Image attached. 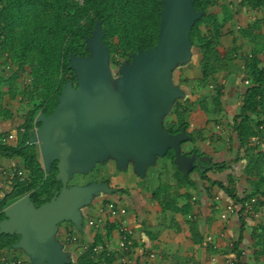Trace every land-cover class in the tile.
I'll use <instances>...</instances> for the list:
<instances>
[{"label":"trees","instance_id":"obj_1","mask_svg":"<svg viewBox=\"0 0 264 264\" xmlns=\"http://www.w3.org/2000/svg\"><path fill=\"white\" fill-rule=\"evenodd\" d=\"M235 1L241 8L264 9V0ZM233 3L234 0H196V10L205 12L195 22L191 30V40L199 55V90L207 86L214 87L217 82L215 79L227 74L232 61H245L239 111L226 122L227 128L233 130L237 140V155L230 161L214 162L211 159L202 163L205 166L195 165L186 178L174 163V150L169 149L163 158L171 159L176 184L163 181L155 188L151 197L152 201L159 203L161 212L188 215L192 240L197 244L206 245L207 249L214 253L219 252V249L214 250L206 241L207 236L204 237L196 220L202 203L198 202L199 207L196 210L195 202H192L186 192L188 199L179 206L178 198L181 194L175 185L197 190V182L191 175L197 173L211 188L217 187L235 204L243 203L250 196H257L256 209L261 210L264 206V17L252 19L237 29L239 10H234ZM162 8L163 0H85L83 4L76 0H0V117H3L4 121H11V128L17 129L16 138L9 142L5 141V138L10 131L0 132V156L19 159V166L16 167L25 170L24 179L0 185V220L5 217L4 209L21 197L30 194L31 200L39 206L49 201L62 187L61 181L56 177L57 162L53 164L50 173L43 166L34 128L40 126L36 121L40 112L49 115L56 109L58 97L66 82L72 80L77 83L76 74L69 67L71 53L78 56L89 55L87 39L92 36L96 24L100 22L105 32L104 40L109 47L111 63L120 65L131 61V55L139 49L145 50L156 45ZM227 34L234 37L235 46L222 53L224 37ZM241 37L253 44L250 52L243 53L239 50L237 42ZM8 63L11 65L9 73L6 68ZM246 79L250 84H244ZM182 81L184 82L179 85L185 90V96L176 100L172 111L165 118L164 125L171 133H178L186 127L193 139L184 142L183 146L196 141L190 131V116L195 108L202 120L192 127L199 136H202L204 131L210 133V123L220 122L224 87L220 83L216 86L215 93L193 99L190 95L196 91L188 89L187 79ZM18 96H21L20 103L27 97L32 100L33 106L18 118L21 120L16 123L14 110L10 104L5 105L4 101L7 98L16 100ZM210 113L212 115L208 116ZM21 128H24V131ZM254 136H258L259 144L252 142L251 138ZM193 150L199 151L197 148ZM243 159H247L246 177L252 190L241 196L233 186H228L225 181L214 178L211 174H220L232 169L233 162ZM113 191L126 193L118 188ZM92 215L87 216L86 223ZM237 218L240 230L238 237L231 240L229 251L234 255V264H250L243 254L248 215L242 205ZM106 223V236L100 230L92 228L97 234L88 242L87 250L82 251L78 247L80 252L77 258L72 257L68 251L72 257L70 264H98L102 260L112 264L118 260L120 254L105 247L111 241L110 235L117 228V222ZM71 225L76 230L75 225L68 222L66 233H75L70 229ZM148 235L152 236L151 233ZM254 236L255 244L259 247L255 250L254 260L257 264H264V226L254 233ZM19 237L15 233L0 235V259L6 250H17L13 245ZM214 238L216 240L218 237ZM60 240L65 245L69 243L61 235ZM82 240L85 241L84 237ZM95 246H103L106 249L95 253Z\"/></svg>","mask_w":264,"mask_h":264},{"label":"water","instance_id":"obj_2","mask_svg":"<svg viewBox=\"0 0 264 264\" xmlns=\"http://www.w3.org/2000/svg\"><path fill=\"white\" fill-rule=\"evenodd\" d=\"M196 0H163L158 41L139 49L131 61L121 64L112 78L109 47L100 22L87 39L89 55H70V69L77 83L68 80L49 115L40 112L35 141L48 173L57 162L62 187L47 202L36 205L27 194L4 209L0 235H19L14 249L23 250L30 264H70L72 257L57 238L59 223L72 222L82 231L83 208L102 193H111L109 182L69 185L77 173L87 174L98 163L112 158L123 170L133 165L139 176L174 150V163L186 178L195 168L199 153L187 154L182 144L193 136L183 127L178 133L164 125L176 100L185 90L175 84L173 71L193 56L191 30L205 11ZM200 155L199 161L211 160Z\"/></svg>","mask_w":264,"mask_h":264},{"label":"rangeland","instance_id":"obj_3","mask_svg":"<svg viewBox=\"0 0 264 264\" xmlns=\"http://www.w3.org/2000/svg\"><path fill=\"white\" fill-rule=\"evenodd\" d=\"M233 4L234 10H239L238 20L241 21L243 25L245 23V19H249V22L252 19L264 17V9L253 10L245 7V10V8L239 7L235 0ZM245 13H248V17L243 18ZM220 14L222 15L221 12ZM237 44L240 47L239 50L243 53H248L253 48V44L250 43L246 38H239ZM234 46V37L231 34L225 35L224 46L221 49L222 53L233 48ZM197 51V49L194 50L193 48L192 59L187 64L176 67V69L173 71V80L175 84L179 85V83L182 84V82H184L182 80L187 79L189 84L187 85L190 87H188V89L196 91L195 94L190 95L193 99L197 98L198 96L202 97L205 94L215 93L216 86L220 83L223 84V111L220 115V122L213 121L209 124L211 130L210 133H206L207 131H204L203 135L199 136L192 126L196 125V120L197 124H199V121L202 119L200 118V113L194 110L190 131L195 136L196 141L184 144L182 149L187 152L197 148L203 155H210L214 162L230 161L233 160L237 155V140L233 134V130L231 128H227L226 122L230 121L239 111V103L243 94V85L241 84L243 73L238 71L235 73V76L226 77V75H224L220 78L218 77V79H215L217 82L214 83V87L207 86L199 90V79L201 77V72L198 67L199 55H197ZM120 66L121 64L114 65L110 62L113 79H116L120 76ZM233 69L237 71L239 68H235L234 66ZM181 84L179 86H181ZM20 97L21 96H18L16 100H10L7 98L6 101H4L5 105L10 104L9 106L12 108V110H14L16 123L21 120L18 118L27 113V111L33 106L32 100L28 99L27 97H25V99L23 98L24 101L20 103ZM211 107L213 108V105ZM211 115L212 114L210 113L208 116ZM0 121H4L3 117H0ZM217 124L220 125L219 128H217ZM12 131L16 132L17 130L14 129ZM246 168L247 159H243L240 162H233L232 169H228L220 174H211V176L225 181L228 186H233L237 193L243 195L242 191L244 188H247V192L252 190V187L247 182ZM174 173L175 169L171 159L157 157L156 163L148 167L144 176H139L136 174L132 164H130L126 170L118 168L116 161L112 158L108 159V161H105L104 163H98L95 168L87 174H75L73 178L70 179L69 185H84L89 182L107 181L110 183L113 190L114 188L123 189L126 193H114L113 191L111 193H102L101 195L96 196L93 199L92 204L83 208V230L77 231L73 225H71L70 229L76 231L81 238H83L87 233L88 239L92 240L93 234H97V232L92 230V228H90L86 223V218L89 215L88 212L89 210L94 211L95 207L99 206L102 201L105 200V198H113L119 201L121 204L124 203L123 205H126L130 209L131 214L135 215L137 224L140 225L145 234H152V236L148 235V241L146 245L141 246V248L144 250L146 248L147 250L150 248V250L153 249L156 253L155 259L157 258V261L153 263L152 260L149 263L176 264V262H178L179 264H212L213 255H216L219 258V261L216 264H220L221 262L223 263V258H226L229 254H231V251H229V241L231 242V239L229 238L230 236L225 237V241H223L224 243L221 244L219 252L214 253L209 251L206 245L197 244L192 240L189 229L188 215H182L180 213H174L170 211L165 213L161 212L159 203L157 201H152V193L155 188L160 185V183L164 181L172 185L176 184ZM191 175L192 178L197 182V190L188 189L186 186L177 187V185H175V188L178 189L180 191L179 193L181 194L178 198L179 206L185 203L188 199L185 195L186 192L189 193L192 202H195L194 207L196 210L199 207L198 202H201V212L197 218L195 217L200 230L204 237L208 236L209 234L217 236L223 228V222L219 217V211L214 207L215 196L219 195L223 200H226V194L217 187L211 188L209 183L200 179L197 173H192ZM235 219L237 223L236 227H234L235 230L233 231V234H236L235 238H237L238 232L236 231L240 227V222L237 216ZM230 220H233V218H230ZM67 224L68 222L59 223V233L60 230H62V228ZM263 226L264 206L263 210H261V215L258 218H253L250 215L248 216V223L246 225V241L244 242L246 246H244L245 250L248 251V254L245 255V260L250 261L252 264H257L253 258L255 256V250L259 249V247L255 244L256 237L254 236V233L260 231ZM105 231L107 234L106 226ZM59 233L57 234V238L60 240ZM114 235L115 231H113V233L110 235L111 239H114ZM76 245L77 247H80L81 244ZM142 249L139 250V253H141ZM17 251L20 252L19 257H21L22 260L28 258L27 262H29V257L23 250L18 249ZM79 252L80 250L77 249V251L73 252L74 254H72V257L77 258L79 256ZM142 255H144V253H142ZM147 261H144L145 264H149Z\"/></svg>","mask_w":264,"mask_h":264},{"label":"built area","instance_id":"obj_4","mask_svg":"<svg viewBox=\"0 0 264 264\" xmlns=\"http://www.w3.org/2000/svg\"><path fill=\"white\" fill-rule=\"evenodd\" d=\"M78 3L83 4L85 0H76ZM3 37V36H2ZM1 48V45H0ZM7 56V54H5ZM9 61V60H8ZM7 73L11 69V65L8 63L6 65ZM244 84H250L248 79L244 80ZM220 125L217 126L219 128ZM262 128V126H261ZM37 127L34 128V132ZM24 131V128H21ZM16 132L10 131L8 136L5 138V141L9 142L16 138ZM254 144H259L260 140L258 136H254L251 138ZM25 178V170L21 167L18 168H7L0 166V185L2 182H11L16 179H24ZM247 188H244L242 194H248ZM242 196V195H241ZM104 201V202H103ZM102 203L97 206L96 211L93 213L91 217H88L87 224L90 228L95 230H100L102 234H106L105 231V224L107 221L110 222H117L118 231V239L116 247H110L106 244V248L110 251H114L120 254L118 261L119 264H132L131 253L134 248V240H135V229L128 221V209L125 205L121 204L119 201L113 198H105ZM215 208L219 211V217L223 222H229L231 217L237 216L238 210L242 205L247 213V215L252 216L253 218H258L261 215V210L256 209L258 197L257 196H250L249 198L245 199L243 203L235 204L231 200H223L219 195L215 196ZM64 238L69 243L81 244L80 250L85 251L89 248V243L82 240V238L76 233H66ZM206 241L213 246V249L216 250L219 247L217 239L215 240L212 234H209L206 237ZM229 244H232L231 242ZM103 246H95L93 248L95 253H101L104 249ZM245 255V251L243 252ZM150 258L155 257V254L151 252L149 254ZM234 255H228V257L223 258V263L220 264H234ZM7 255H2L0 259V264H7ZM212 261L217 263L219 258L214 255L212 257ZM14 264H23V260L18 259Z\"/></svg>","mask_w":264,"mask_h":264},{"label":"crops","instance_id":"obj_5","mask_svg":"<svg viewBox=\"0 0 264 264\" xmlns=\"http://www.w3.org/2000/svg\"><path fill=\"white\" fill-rule=\"evenodd\" d=\"M245 10H246V8H245ZM248 15V13H245V15L243 16V18L244 17H248L247 16ZM248 20L249 19H245V23H244V25H246L247 23H248ZM240 25H243L242 23H241V21H239L238 22V25H237V28H239V26ZM244 65H245V61L243 60V59H236V60H234V61H232L231 63H230V70L227 72V74H226V77L227 76H235V73L236 72H238V71H240V73L242 72L243 73V70H244ZM234 66H235V68H239L237 71H235L233 68H234ZM220 78V77H219ZM242 82H243V77H242V81H241V84H242ZM195 110L197 111V109L195 108ZM198 112V111H197ZM193 114H194V112L192 113V115L190 116V121H192V116H193ZM199 114V113H198ZM201 118V117H200ZM197 119V118H196ZM196 124H197V120H196ZM11 121H0V132H3V131H12V130H14V129H16V128H11ZM217 126H218V124H217ZM17 130V129H16ZM19 162H20V160L19 159H15V158H5V157H2V156H0V166H3V167H7V168H18V167H16V166H19ZM5 183H7V182H2V184H5ZM1 184V185H2ZM227 199V198H226ZM227 200H229V199H227ZM124 204V203H123ZM126 206V205H125ZM127 207V206H126ZM96 209H97V206L95 207V209H94V211L93 210H89V214H93L95 211H96ZM127 209H128V212H129V214H128V221H129V223L133 226V228L135 229V240H134V248H133V250H132V252H131V254H132V256H131V258H132V264H137V263H139V264H145V262L144 261H147L148 263L149 262H151L152 260H153V263H155L157 260V258L155 259V257H156V253H155V251L152 249V250H150V248H148V250H147V248L144 250V249H142L141 248V246H143V245H146V243H147V241H148V235L147 234H145L144 232H143V230H142V228L140 227V225H138L137 224V219H136V217H135V215L134 214H131V211H130V209L127 207ZM201 209H202V207H201ZM263 209V208H262ZM261 209V210H262ZM231 218H233V220H230L229 222H223L222 220V222H223V228L221 229V231L219 232V234L216 236V237H218L217 238V241H218V244H219V247H218V249H220V246H221V244H223L224 242L223 241H225V237L227 236H230L229 238L232 240L233 238H235V235L236 234H233V231L235 230L234 229V227H236V223H237V221H236V216L235 217H231ZM65 228H66V226L65 227H63L62 228V230H60V235H61V237H64L65 236V232H66V230H65ZM76 230H78L77 228H76ZM239 230H240V227L238 228V230L236 231V232H238V234H239ZM115 231V235H114V239H110L111 241H109L108 242V245L110 246V247H116V244H117V239H118V231L115 229L114 230ZM59 233V232H58ZM75 233L76 234H78L76 231H75ZM105 235V234H104ZM94 236H95V234H93V238H94ZM106 236V235H105ZM232 236V237H231ZM237 237H238V235H237ZM93 238H92V240H93ZM83 239V238H82ZM84 240L86 241V242H91L92 240H89L88 239V237H87V233L84 235ZM245 241H246V237H245ZM244 241V242H245ZM62 242V241H61ZM112 242V243H111ZM63 243V242H62ZM229 243H230V241H229ZM64 244V243H63ZM72 243H67V245H65L64 244V246L66 247V249L65 250H67V251H69L71 254H74L73 252H75V251H77V249H78V247H77V245L75 244H72ZM245 246H246V244H244ZM243 245V247H244V250H245V246ZM73 247H77V248H73ZM206 248V247H205ZM140 249H142V251H141V253H139V250ZM18 250V249H17ZM17 250H6L2 255H7V264H14L13 262H15L16 260H18V259H21L22 260V258L21 257H19V251H17ZM75 250V251H74ZM151 252H153L154 254H155V257H153V258H150L149 257V254L151 253ZM248 251L247 250H245V255L246 254H248L247 253ZM142 253H144V255H142ZM214 256V255H213ZM137 258V260H136V258ZM27 259L28 258H25V259H23V262H24V264H30V259H29V262H27ZM254 259V258H253ZM155 260V261H154ZM137 261V262H136ZM135 262V263H134ZM254 262V261H253ZM114 264H119V261L117 260V261H115V262H113ZM112 263V264H113ZM222 263V262H221ZM249 263L250 264H252L250 261H249ZM98 264H110V263H107L106 261H100ZM147 264V263H146ZM149 264H151V263H149ZM212 264H216V263H214L213 261H212ZM254 264V263H253Z\"/></svg>","mask_w":264,"mask_h":264},{"label":"flooded vegetation","instance_id":"obj_6","mask_svg":"<svg viewBox=\"0 0 264 264\" xmlns=\"http://www.w3.org/2000/svg\"><path fill=\"white\" fill-rule=\"evenodd\" d=\"M191 141V140H190ZM185 153H187V154H192L193 152H194V150L192 149V150H190V151H184ZM198 153H199V155H197V157H196V161H195V165H201V166H205L204 164H202V163H204V161H199V157H200V155H203L201 152H199V151H197ZM108 161V160H107ZM208 162V161H207Z\"/></svg>","mask_w":264,"mask_h":264}]
</instances>
